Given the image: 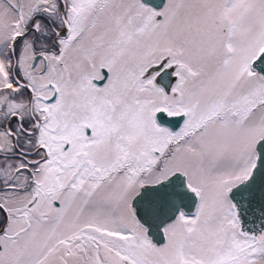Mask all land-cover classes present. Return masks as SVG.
I'll list each match as a JSON object with an SVG mask.
<instances>
[{
    "label": "snow or ice",
    "instance_id": "obj_1",
    "mask_svg": "<svg viewBox=\"0 0 264 264\" xmlns=\"http://www.w3.org/2000/svg\"><path fill=\"white\" fill-rule=\"evenodd\" d=\"M0 264H264V0H0Z\"/></svg>",
    "mask_w": 264,
    "mask_h": 264
}]
</instances>
